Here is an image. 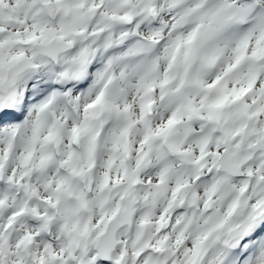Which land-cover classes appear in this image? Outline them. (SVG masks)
Here are the masks:
<instances>
[{
	"label": "snow or ice",
	"instance_id": "6c2138e0",
	"mask_svg": "<svg viewBox=\"0 0 264 264\" xmlns=\"http://www.w3.org/2000/svg\"><path fill=\"white\" fill-rule=\"evenodd\" d=\"M0 264H264V0H0Z\"/></svg>",
	"mask_w": 264,
	"mask_h": 264
}]
</instances>
